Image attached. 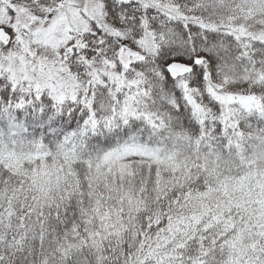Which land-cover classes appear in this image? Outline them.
<instances>
[{"label":"snow or ice","instance_id":"6c2138e0","mask_svg":"<svg viewBox=\"0 0 264 264\" xmlns=\"http://www.w3.org/2000/svg\"><path fill=\"white\" fill-rule=\"evenodd\" d=\"M0 264H264V0H0Z\"/></svg>","mask_w":264,"mask_h":264}]
</instances>
